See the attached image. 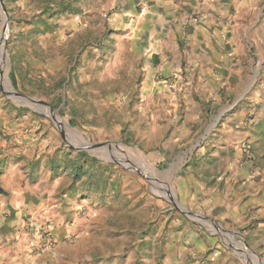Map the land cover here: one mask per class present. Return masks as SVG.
I'll list each match as a JSON object with an SVG mask.
<instances>
[{
	"label": "rangeland",
	"instance_id": "1",
	"mask_svg": "<svg viewBox=\"0 0 264 264\" xmlns=\"http://www.w3.org/2000/svg\"><path fill=\"white\" fill-rule=\"evenodd\" d=\"M230 1L246 55L233 91L243 136L230 160L205 161L194 152L208 134L219 149L218 127L176 142V123L142 106L151 105L140 96L147 54L136 16L124 14L129 0H2L0 160L38 188L34 201L44 194L54 205L24 230L50 264H264V225L223 221V210L208 211L184 190L225 188L228 163L264 185V0ZM4 73L38 102L10 94ZM207 164L214 179L197 175Z\"/></svg>",
	"mask_w": 264,
	"mask_h": 264
},
{
	"label": "crops",
	"instance_id": "2",
	"mask_svg": "<svg viewBox=\"0 0 264 264\" xmlns=\"http://www.w3.org/2000/svg\"><path fill=\"white\" fill-rule=\"evenodd\" d=\"M129 1L124 14L136 16V38L147 54V73L140 96L142 103L147 99L151 105L142 106L151 107L156 120L164 117L168 123H176V142L195 141L194 136L202 128L218 127L219 140H222L217 145L219 149H213L214 141L208 134L194 155H204L205 161L230 160V154L237 155L243 136L239 130L243 128L233 125L235 113L239 111V93L233 91L244 80L243 71L235 65L246 57L239 12L231 13V5L235 8L238 3L230 0ZM231 96V105L222 102ZM225 112H231L232 117L219 121ZM210 142L212 148L208 147ZM212 167L207 164L204 167L207 173L197 175L214 179ZM225 170V188L184 190L192 192V200L200 201L208 211L223 210V221L253 218L256 229H261L264 185L257 183L259 178L248 180L245 172L233 163H228ZM37 191L38 188L27 186L25 175L20 169L12 168L11 161L0 160V264H50V256L38 251L41 240L24 231L33 230L30 225L36 226L54 206L43 199L44 194L39 195L42 199L34 201L32 195ZM27 214L32 217L28 219Z\"/></svg>",
	"mask_w": 264,
	"mask_h": 264
},
{
	"label": "water",
	"instance_id": "3",
	"mask_svg": "<svg viewBox=\"0 0 264 264\" xmlns=\"http://www.w3.org/2000/svg\"><path fill=\"white\" fill-rule=\"evenodd\" d=\"M0 9L1 11L3 12L4 16H5V9H4V6H3V2L2 0H0ZM12 90H13V93L15 95L16 98H19V99H25L26 102H29V103H36L38 101L34 100L33 98H30V97H25V96H22L21 94H19L18 92L15 91V89L13 88L12 86ZM107 146H109V144H106ZM136 172H139V171H136ZM184 213L187 215V216H194V213H189V212H186L184 210ZM195 216H198V215H195ZM261 262L264 263V261L261 260Z\"/></svg>",
	"mask_w": 264,
	"mask_h": 264
},
{
	"label": "bare ground",
	"instance_id": "4",
	"mask_svg": "<svg viewBox=\"0 0 264 264\" xmlns=\"http://www.w3.org/2000/svg\"><path fill=\"white\" fill-rule=\"evenodd\" d=\"M0 13L2 14V16H3V18H5V16H4V14H3V12L1 11V9H0ZM3 39L1 38V36H0V50L3 48ZM3 50V49H2ZM2 84H3V87L10 93V94H13V90H12V87H11V85H10V83H9V81H8V79L6 78V74L4 73V74H2ZM23 102H26V100L25 99H21ZM66 126H67V124L66 123H64Z\"/></svg>",
	"mask_w": 264,
	"mask_h": 264
},
{
	"label": "built area",
	"instance_id": "5",
	"mask_svg": "<svg viewBox=\"0 0 264 264\" xmlns=\"http://www.w3.org/2000/svg\"><path fill=\"white\" fill-rule=\"evenodd\" d=\"M222 35H223V36H222L223 38H225V37H226V33H223ZM156 78H158V79L160 80V75H159V74H157V75H156ZM245 149H246V148H245ZM246 152H247V151H246Z\"/></svg>",
	"mask_w": 264,
	"mask_h": 264
},
{
	"label": "trees",
	"instance_id": "6",
	"mask_svg": "<svg viewBox=\"0 0 264 264\" xmlns=\"http://www.w3.org/2000/svg\"><path fill=\"white\" fill-rule=\"evenodd\" d=\"M12 81H13V80H12ZM73 172L76 173V174H78L79 171H78V170H73Z\"/></svg>",
	"mask_w": 264,
	"mask_h": 264
}]
</instances>
